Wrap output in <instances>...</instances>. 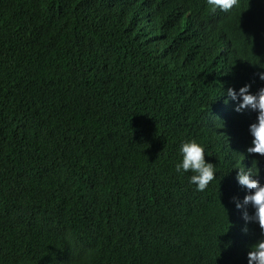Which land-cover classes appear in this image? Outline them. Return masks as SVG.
I'll list each match as a JSON object with an SVG mask.
<instances>
[{
	"label": "trees",
	"instance_id": "1",
	"mask_svg": "<svg viewBox=\"0 0 264 264\" xmlns=\"http://www.w3.org/2000/svg\"><path fill=\"white\" fill-rule=\"evenodd\" d=\"M248 119L264 0H0V264H264Z\"/></svg>",
	"mask_w": 264,
	"mask_h": 264
},
{
	"label": "clouds",
	"instance_id": "2",
	"mask_svg": "<svg viewBox=\"0 0 264 264\" xmlns=\"http://www.w3.org/2000/svg\"><path fill=\"white\" fill-rule=\"evenodd\" d=\"M241 103L242 100L232 101V106H229V109L235 111ZM235 104L238 106L234 108ZM226 108L227 107L224 105L221 108L218 107L216 111L222 113ZM230 112L232 111H229L227 115H229ZM234 120L235 118L232 119V123ZM244 129L248 141L252 142L258 149L252 154L244 155L245 157L239 165L238 178L240 185L236 192L239 195L238 199L244 202L245 208L257 213L264 202V191L257 192L256 190L258 185L264 184V140H262L259 134V127L253 119H248L246 121ZM257 237L264 245V230L259 228L257 230Z\"/></svg>",
	"mask_w": 264,
	"mask_h": 264
},
{
	"label": "rangeland",
	"instance_id": "3",
	"mask_svg": "<svg viewBox=\"0 0 264 264\" xmlns=\"http://www.w3.org/2000/svg\"><path fill=\"white\" fill-rule=\"evenodd\" d=\"M257 192L264 191V184H260L256 187ZM260 229L264 230V222L260 223Z\"/></svg>",
	"mask_w": 264,
	"mask_h": 264
},
{
	"label": "bare ground",
	"instance_id": "4",
	"mask_svg": "<svg viewBox=\"0 0 264 264\" xmlns=\"http://www.w3.org/2000/svg\"><path fill=\"white\" fill-rule=\"evenodd\" d=\"M231 113V112H230ZM230 113H229V115H228V118H229V116H230ZM236 133H237V130H234L232 133H230L229 135H231V136H234V135H236Z\"/></svg>",
	"mask_w": 264,
	"mask_h": 264
}]
</instances>
